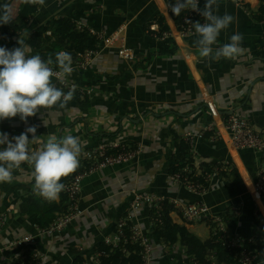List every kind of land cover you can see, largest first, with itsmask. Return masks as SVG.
<instances>
[{
  "label": "crops",
  "instance_id": "0c3cea01",
  "mask_svg": "<svg viewBox=\"0 0 264 264\" xmlns=\"http://www.w3.org/2000/svg\"><path fill=\"white\" fill-rule=\"evenodd\" d=\"M258 1L259 12L249 3L254 16L262 11L261 0ZM204 3L198 6L203 9ZM218 4L217 14L227 12L235 17L228 29L221 32L218 45L228 43L230 36L239 32L244 37V55L235 61L221 59L209 63L198 57L193 32L185 40L195 54L194 70L176 51L171 37L158 38L146 32L148 27L150 31L157 29L154 19L164 14L163 0L160 5L154 0H45V5H38L37 15L29 19L23 31L6 36L0 27V46L9 50L19 46V38L26 43L31 34L46 32L53 19L69 20L97 36L124 28L126 46L135 55L133 62L119 60L115 48L99 46L86 70L72 73L66 80L69 84L91 87L89 96L83 95L84 99L79 101L72 99L63 109H41L26 122L19 116L2 120L0 132L7 133L11 139L36 126L37 138L30 140V151L39 150L41 142L50 134L78 136L87 142L80 162L90 153L123 147L126 143L138 148L129 162L96 166L82 177L76 212L66 228L53 236L37 237L32 245L9 248L14 240L35 234V229L29 227L19 212L20 198L32 191L34 183L31 166L22 165V170L13 173L10 184H0V218L4 220L0 264H11L21 254L31 251L43 255L39 264H72L71 249L80 252L86 262L96 264L99 244L114 236L118 220L128 213L133 226L143 231L149 241L152 257L147 264H193L185 261L183 249L167 247L150 238L152 224L148 207L130 209L133 190L144 196L169 200L176 206L191 202L204 204L211 208L210 221L221 233L222 244L241 237L254 245V232H262L264 227L246 191L247 184L255 182L258 161L264 153L238 151L242 167V174L237 170L239 178L226 183L211 171L209 188L200 196L175 184L167 169L173 154L169 130L182 138L192 137L191 156L195 166L206 163L222 165L227 171L236 168L216 134L212 110L221 116H241L254 132L264 134V22L258 24L248 11L232 1ZM199 20L205 22L201 16ZM29 55L35 54L30 51ZM39 55L44 59L49 55L55 58V52L48 47H43ZM53 83L56 84L54 77ZM204 134L211 136L204 139ZM28 136L32 139V134ZM3 147L0 145V149ZM235 208L239 210L238 215L233 214ZM171 217L175 225L186 224L196 246L210 238L206 224H190L181 215ZM199 227L204 228L201 243L196 240ZM251 264H264V257L254 256Z\"/></svg>",
  "mask_w": 264,
  "mask_h": 264
},
{
  "label": "trees",
  "instance_id": "16d2710c",
  "mask_svg": "<svg viewBox=\"0 0 264 264\" xmlns=\"http://www.w3.org/2000/svg\"><path fill=\"white\" fill-rule=\"evenodd\" d=\"M168 9L169 17L172 21L173 27L177 33H181L183 25V12L179 16L172 14L168 6L175 3V0H164ZM7 3L10 5L12 14L15 19L10 24H0L3 33L6 36H13L26 28L27 22L38 13V5H27L22 0H0V4ZM262 11L258 16H254L250 5L243 4L242 9L248 11L252 20L258 24L264 22V0H261ZM157 32L150 31V27L146 30L147 34L154 37L163 38L164 36L171 35L172 31L166 22L165 16L159 14L154 19ZM66 30V33H64ZM49 33V34H47ZM64 33V34H63ZM65 39V41H64ZM26 43L30 45L33 54H39L43 47H48L55 53L59 51H67L71 54L72 60H77L78 54H84L90 51L98 50L100 42L96 34H90L87 30H79L77 26L73 25L69 20L59 22L57 20H50L46 32L33 33L28 38ZM76 85L74 100H81L83 95L80 90L89 86ZM64 92H67L63 90ZM85 96V95H84ZM171 147L173 154L168 161L169 175H179L186 178L187 181L194 186H201L208 190L209 181L205 177L206 173L211 171L215 172L218 178L223 179L224 182L230 183L239 178L236 168L227 171L222 165H209L201 163L199 165L200 173L195 171V162L192 158V148L184 138L176 134L173 130H169ZM211 134H204L203 138L207 139ZM137 147L133 143H126L123 147L108 149L105 151L107 157H118L121 154H136ZM103 159L95 157L93 160H85L80 162L77 171L67 178L62 179L65 187L69 186L74 178L83 177L96 166H100ZM186 167L191 169V173H185ZM78 195L75 200L77 201ZM197 203V202H191ZM73 202L70 201L67 193L62 191L59 200L56 202H46L39 196L35 195L33 190L25 197L19 200V212L21 217L29 225L30 228L39 230H48L54 222L70 213ZM172 215H181L175 205L169 200L164 199L160 203V211L156 214L154 208H149V222L150 238L157 240L167 247L178 246L184 250L185 261H191L193 264H238V257L241 252L250 253L256 257H264V230L262 232L255 231L253 234L254 245L245 242L242 249L234 250V253L229 254L225 246L221 242V233H218L216 224L210 220H202L199 224H206L210 228V238L205 241L201 246H196L194 242L193 233L187 229L186 224L181 226L175 225L172 220ZM123 222L121 236H118L116 246L106 245L104 242L99 244L96 251L97 262L96 264H144L143 261V248L132 239L131 229L133 223L127 214H123L120 220ZM114 235H117L114 234ZM115 236H112L114 238ZM70 253L74 257L72 264H86L85 259L81 253L71 249ZM30 258L29 253L25 252L18 258L14 259L11 264H27V259Z\"/></svg>",
  "mask_w": 264,
  "mask_h": 264
},
{
  "label": "clouds",
  "instance_id": "9594fccd",
  "mask_svg": "<svg viewBox=\"0 0 264 264\" xmlns=\"http://www.w3.org/2000/svg\"><path fill=\"white\" fill-rule=\"evenodd\" d=\"M22 2L45 5V0ZM168 6L175 16L189 9L203 17L205 22L193 23L196 36L193 46L199 58L211 63L221 59L235 61L244 55V37L239 32L233 33L228 43H217L221 32L226 31L235 20L227 12L217 14V0H205L203 9L198 6V0H175ZM14 19L10 5L0 4V24H10ZM17 44L19 46L11 50L0 46V121L19 116L21 121L26 122L41 109L65 108L74 98L76 85L64 92L53 83V77L65 82L72 75L71 54L59 51L54 59L51 55L44 59L39 54L29 55L31 47L23 39L19 38ZM29 133L32 139H29ZM36 138V126L28 127L26 132L11 139L7 133L0 132V145L5 146L0 149V184H10L14 179L13 173L27 164L32 168L34 194L46 202H56L65 189L62 179L77 171L87 142L71 134L60 137L50 134L46 141L41 142L39 150L30 151V140Z\"/></svg>",
  "mask_w": 264,
  "mask_h": 264
},
{
  "label": "built area",
  "instance_id": "2783aa9c",
  "mask_svg": "<svg viewBox=\"0 0 264 264\" xmlns=\"http://www.w3.org/2000/svg\"><path fill=\"white\" fill-rule=\"evenodd\" d=\"M202 1H205V0H198V4ZM227 1L235 2L236 5L240 6V8L243 4L250 5L249 3H243L242 0H217L218 3H225ZM163 16L169 17L167 6L164 7ZM183 16L184 18H183V25L181 27L182 28L181 33H177L174 27H173V30L171 29L172 33H174V37H178V38L180 37L181 41H183L180 36L181 34L184 35V33H188L189 35L194 32L193 23L198 21V17L200 15L195 11L185 9L183 12ZM169 20L172 23L170 17H169ZM199 22H201V20H199ZM77 28L79 30H87V32H89L92 35L94 34L93 32L88 31V29H83V27L81 26L77 25ZM151 31L157 32V29H151ZM97 37L101 44L100 46L102 48H115L117 51L118 59L121 60L122 62L129 63L135 60L134 53L126 46L124 28H119L118 30H115L112 34H109L106 36L101 35ZM177 45L181 49V43H178L177 41ZM188 50L190 54H192L193 56L195 55L190 49L189 45H188ZM96 53H97V50L86 52L84 54H78L77 60L73 61V64H72L74 68L73 73H81L85 71L86 68L89 66L93 56L96 55ZM180 53L183 56L182 49ZM195 62H196V58L193 64L192 63L189 64L190 68L192 66L191 68L192 70H194ZM55 85L58 88H61L62 90L68 91L69 88L73 84H69L66 81L60 82L59 80L56 79ZM80 93L81 95L83 94V95L89 96L92 93V90L83 88L80 90ZM212 111L214 115L216 134L223 141L228 151V154L232 157V160L235 162L236 169L240 171V173L242 174V167L238 160L237 152L241 150H248L253 153L263 154L264 153V134H258L254 132L251 129L248 121L241 116H237V115L218 116V114L214 110ZM209 130L213 132V130L211 129ZM184 139L185 141L189 143L191 148L194 149L192 137L189 135H186ZM136 154L126 153V154H121L118 157H107L104 150H98L97 152L88 154L86 156V160H93L95 159V157H100L101 159H103V163L99 167L107 166V165H114V164L120 165V164H125L126 162H129L130 160H132L133 157L136 156ZM190 171L191 169L189 167H186L184 170L185 173H191ZM195 171L199 174L200 173L199 167L195 166ZM255 176H256L255 182L253 184L252 183L247 184L246 194L253 201L255 209H256V214L259 216V218L264 223V157L258 161ZM205 177L209 181L208 173L205 174ZM81 181H82L81 176L76 177L73 179L71 184L69 186H66L64 189L67 195L69 196L70 201L74 203L73 206L71 207L72 213L58 218L48 230L35 229V234L26 235L19 239L14 240L13 242L9 244V248H21L24 245H32L34 244L35 239L37 237L53 236L54 234L66 228V226L70 224L76 212L75 197L76 195L79 194V192L82 189ZM172 181L175 184L184 187L193 195L200 196V195L205 194L207 191L205 188L201 186L191 185L187 181L186 178L180 177L179 175H173ZM131 193H132V201H131L132 204L130 206L131 211H136L142 205H145L148 207V209L154 208L156 214H158V212L160 211V203L164 199H161L156 196H151V197L144 196L135 190H133ZM174 205L179 210L181 217L190 224L195 223V222H200L202 220H211L210 218L211 208H209L208 206L204 204L186 203V204L177 205V206L176 204ZM238 213H239V210L237 208L233 209V214L238 215ZM127 216L131 218L129 213L127 214ZM3 225H4V220L0 218V234L2 233ZM122 226H123V222L118 221L117 226H116V232H115V234L117 233V235H114L115 236L114 238L111 237L110 239L106 238V240H103V242L107 246L117 245L118 236L122 235L121 234ZM131 232H132L133 241L135 243H138L140 246H142L143 261H144V264H147L149 262V259L152 257V253H150L149 241L147 237L145 236V234L143 233V231H141L139 228L133 226L131 229ZM245 242L247 241L241 237H234L230 242L225 243V244L223 243V245L225 246L227 252L231 254V253H234V250L236 249H242ZM29 255H30V258L27 259L26 261L27 264H39L42 261L43 255L40 253L31 251ZM253 260H254L253 255L243 251L238 257V264H251Z\"/></svg>",
  "mask_w": 264,
  "mask_h": 264
},
{
  "label": "bare ground",
  "instance_id": "6f19581e",
  "mask_svg": "<svg viewBox=\"0 0 264 264\" xmlns=\"http://www.w3.org/2000/svg\"><path fill=\"white\" fill-rule=\"evenodd\" d=\"M155 1L158 2L159 5H160V3H162V0H155ZM244 1L252 4L253 8L256 10V12H259V1L258 0H244ZM176 38H177V40H179V43H181L182 53H183V56H184L187 64L188 65L190 63L193 64L195 57L192 54H190V52L188 50V44L185 43L184 41H181L180 38H178V37H176ZM191 68H192V66H191ZM196 231L198 233V238L196 239L197 242H199V243L203 242V237H202L201 233H202V231H204V228L199 227Z\"/></svg>",
  "mask_w": 264,
  "mask_h": 264
},
{
  "label": "rangeland",
  "instance_id": "374dc122",
  "mask_svg": "<svg viewBox=\"0 0 264 264\" xmlns=\"http://www.w3.org/2000/svg\"><path fill=\"white\" fill-rule=\"evenodd\" d=\"M164 1V0H163ZM243 1V3H247L246 1H244V0H242ZM165 2V1H164ZM235 5H236V3L235 2H233ZM238 6V5H237ZM240 7V6H239ZM170 27V26H169ZM171 28V27H170ZM172 33V32H171ZM181 36V39L183 40V41H185V42H187L186 40H185V38L188 36V33H184V35H180ZM165 38L167 37V36H164ZM169 37H171L170 39L174 42V46H175V49H177L176 51L178 52V53H180L181 52V49H180V47L177 45V41H178V43H179V40H177V38L176 37H174V33H172L171 35H169ZM180 38V37H179ZM180 45V44H179ZM84 89H91L92 90V88L91 87H89V88H87V87H85ZM81 94V93H80ZM83 95V94H82ZM255 132L256 133H259L258 131H256L255 130ZM184 138V137H183ZM238 164H239V162H238ZM199 165L200 164H196V167H199ZM139 193V192H138ZM255 213H256V209H255ZM256 216L258 217V220H259V222L263 225V227H264V223L262 222V220L259 218V216L256 214ZM261 220V221H260ZM110 239V238H109ZM86 264H93V262H91V261H89V263L88 262H86Z\"/></svg>",
  "mask_w": 264,
  "mask_h": 264
},
{
  "label": "water",
  "instance_id": "95a60500",
  "mask_svg": "<svg viewBox=\"0 0 264 264\" xmlns=\"http://www.w3.org/2000/svg\"><path fill=\"white\" fill-rule=\"evenodd\" d=\"M165 19H166L168 25H169V26L171 27V29L173 30V25H172V23L170 22L169 17H168V16H165ZM207 103H208V105L211 107L210 102H207ZM217 114H218V113H217ZM218 116H220V114H218Z\"/></svg>",
  "mask_w": 264,
  "mask_h": 264
}]
</instances>
